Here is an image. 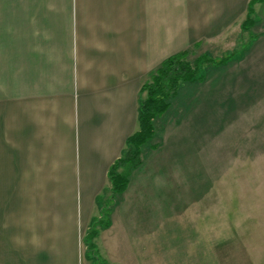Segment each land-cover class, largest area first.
Returning <instances> with one entry per match:
<instances>
[{"label": "crops", "instance_id": "1", "mask_svg": "<svg viewBox=\"0 0 264 264\" xmlns=\"http://www.w3.org/2000/svg\"><path fill=\"white\" fill-rule=\"evenodd\" d=\"M249 2L0 0V264H166V190L145 183L164 169V141L145 147L143 163L132 169L107 215L109 169L139 129V96L151 74L174 54L218 47L232 34L250 32L240 46H228L230 53L241 51L239 58L218 67L230 66L226 87L217 90L227 100L217 108L227 129L219 144L241 146L240 153L232 155L233 147L225 155L228 161L237 156V173L231 181L224 168L192 164L191 220L215 186L220 193L236 185L254 187L247 188L252 194L259 185L264 190L257 177L264 175V154L245 151L246 144L264 145V107L257 105L264 99V1L255 3V23L243 31ZM222 118L236 121L240 140L230 139L234 132ZM182 183L176 176L178 201L170 209L182 207ZM207 207L204 237L214 264V243L224 245L230 224L225 216L214 219L213 205ZM95 222L108 226L97 224L91 237ZM190 247L191 253L197 249Z\"/></svg>", "mask_w": 264, "mask_h": 264}, {"label": "rangeland", "instance_id": "2", "mask_svg": "<svg viewBox=\"0 0 264 264\" xmlns=\"http://www.w3.org/2000/svg\"><path fill=\"white\" fill-rule=\"evenodd\" d=\"M260 21V24H264V12ZM249 34L250 32L243 33L240 36L232 34L228 41L223 42L218 47L201 46L200 48L189 49L184 60L193 66L195 60L200 56L207 57L208 61H212L214 58H222L223 55L229 54V50L233 48L228 46H240L243 41L247 40ZM240 52H238V55L235 54L234 58H239ZM200 68L199 72L202 78H198L199 80L195 82L182 81L180 83L176 95L170 99V107L165 112L164 117L159 120V116L154 121V127L157 125L158 128L157 135L155 128L152 138L142 147L141 158L143 163L145 147L164 141L162 143V145L164 144L162 146L164 152L160 158L161 165L165 164V166L163 165L164 169L158 171V173L156 171L157 176L148 175L146 178L149 180H146L145 183L152 185L159 182V185L165 187L166 190L165 201L169 204L165 227L166 264H174V260L175 264L177 262H180V264H211L209 254L206 252L207 243L204 237L207 230H210L208 226L210 223L208 216L210 210L207 209L209 208L207 205H213L214 219L221 221L222 217L225 216L228 217L230 224L229 239L225 241L224 245L222 241L214 243V264H222L223 262L224 264H264V190L261 189L260 185L256 189V194H252L253 190H247V188L255 189L254 187L242 188L241 191V189L239 190L240 186H237L236 183L231 193H228V191L227 193H220L215 186L211 195L212 199L208 197V200H206L204 196L201 201L202 206H200L201 208L195 216L197 220L193 222L191 220L195 214L193 211L196 210L189 204L191 199H189L188 176L192 164L195 167L198 163L199 170L200 168H206L207 164L211 169L213 168L214 171L217 170L218 172L224 168L232 174L230 179L234 181L233 176L236 175L238 166L237 156L233 159L231 155H228L230 159L228 161L225 155L228 152L230 153L233 147L235 150L232 155L237 152L240 153L242 150L240 149L241 146L236 148V146L230 147L228 144L224 146L219 144L220 140L223 139V131H227V129L224 128L225 126H223L221 120L224 115L220 113L221 111H217V108L226 105L227 100L219 97V91L217 90L226 87L224 79L229 73L230 66L228 68H218L213 66L212 63L204 62L201 63ZM151 81L150 76L149 82ZM143 95L146 96V92ZM236 100L237 98H232L230 105H233ZM257 105L258 107H264V99ZM248 116L254 117L255 114L245 115L247 119H249ZM261 116L264 117V114ZM222 119L225 121V118ZM225 122H229V120ZM229 125L230 130L235 135L230 139L240 140L237 137L236 121L229 122ZM261 129L264 130V126ZM245 148V151L251 152V154H254L255 151L264 154V145L260 147L251 143L246 144ZM192 158L197 162L193 161ZM250 165L252 163L247 162L245 164L246 169H252L249 167ZM119 170L123 169L120 168ZM180 175L182 176L184 191L182 193L181 212L179 209H170V204L173 205L177 200V194L174 193L175 177ZM130 176L131 173L129 174V180ZM261 176V180H263L264 175L262 173L257 175V177ZM184 180H186V183H184ZM244 191H246L245 200L241 203L239 202V195L243 194ZM119 195H116L112 202H115ZM222 207H225L223 211ZM254 224L258 227H254ZM217 230L218 228L215 226V233L218 232ZM201 234L203 235L202 241L200 240ZM255 238H259L261 241H253ZM192 244H196L197 249L191 253L190 246ZM224 253L225 257H222ZM238 253H240V258H238Z\"/></svg>", "mask_w": 264, "mask_h": 264}, {"label": "trees", "instance_id": "3", "mask_svg": "<svg viewBox=\"0 0 264 264\" xmlns=\"http://www.w3.org/2000/svg\"><path fill=\"white\" fill-rule=\"evenodd\" d=\"M258 1L264 0H250L246 19L242 23L243 31L250 30L255 23L253 17L254 5ZM186 53L187 51H182L168 57L151 74L152 81L144 83L141 88L138 109L139 129L128 138L127 152L125 155L118 159L109 169L111 197L110 204L106 207V214L113 204L112 199L126 189L130 171L141 164L142 147L152 138L155 132L154 121L168 110L170 107V99L176 95L180 83L182 81L195 82L202 78L199 72L201 70V63H212L213 66L219 67L227 64L235 56V53H230L218 60L212 59V61H208L209 59L205 56H200L192 66L184 60ZM144 92H146V96L143 95ZM120 168L123 170L120 171ZM94 224L93 229L89 232L91 237L95 233L97 224H101V222H95ZM101 225L108 226V223L106 222L105 225ZM92 254H94L93 251Z\"/></svg>", "mask_w": 264, "mask_h": 264}]
</instances>
